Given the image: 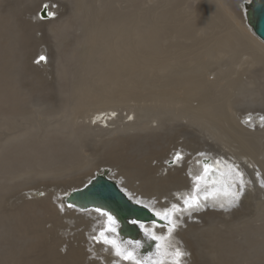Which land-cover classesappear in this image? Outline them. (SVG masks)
Here are the masks:
<instances>
[{"label": "bare ground", "instance_id": "bare-ground-1", "mask_svg": "<svg viewBox=\"0 0 264 264\" xmlns=\"http://www.w3.org/2000/svg\"><path fill=\"white\" fill-rule=\"evenodd\" d=\"M45 1L0 0V264H174L177 249L180 264H264V42L244 14L253 0H58L41 17ZM177 148L182 161L168 167ZM98 176L165 223L140 227L155 240L144 260L139 244L105 242L118 241L114 219L65 206Z\"/></svg>", "mask_w": 264, "mask_h": 264}, {"label": "water", "instance_id": "water-1", "mask_svg": "<svg viewBox=\"0 0 264 264\" xmlns=\"http://www.w3.org/2000/svg\"><path fill=\"white\" fill-rule=\"evenodd\" d=\"M249 5L247 4L244 13L247 24L250 25L253 33L264 42V0H253ZM43 15H46L45 7H42L40 11V16ZM68 196L66 198L68 205L81 209L97 208L101 209V213L110 214L117 227L118 241L115 239V244L120 247L130 243L139 244L138 256L142 259L145 258L142 255L154 246L155 240L142 235L140 227L147 224L165 225L162 220L156 218L155 213L148 206L130 200L113 182L102 176L96 177L81 189L71 191ZM191 214L192 212L189 215ZM189 215L185 214L184 217ZM140 242L146 246H141Z\"/></svg>", "mask_w": 264, "mask_h": 264}, {"label": "rangeland", "instance_id": "rangeland-1", "mask_svg": "<svg viewBox=\"0 0 264 264\" xmlns=\"http://www.w3.org/2000/svg\"><path fill=\"white\" fill-rule=\"evenodd\" d=\"M11 1H13V0H11ZM59 1H61V2H64V0H59ZM58 0L57 1H54V0H47V1H45V2H43V4H42V7H45V5H47V7L46 8H51V7H53V8H55L54 6H56V4H55V2H59ZM24 2V1H23ZM32 4V1L31 2H27V3H25L24 5H26V6H28V7H33V5H31ZM245 4V3H244ZM247 4V3H246ZM31 5V6H30ZM53 5V6H52ZM34 6H35V4H34ZM41 7V8H42ZM53 18V17H52ZM246 32H247V30H245ZM36 36V37H35ZM34 37L35 38H38L37 40H39V35L38 34H36ZM39 49H41V48H39ZM33 51H34V49H33ZM41 55H42V53H41ZM41 55L39 56V59H36L37 60V62L39 63H41ZM36 60H35V62H33L32 61V64H35L36 63ZM37 64V63H36ZM41 66H42V64H41ZM43 67H45L46 68V64H44L43 65ZM47 72L49 73V70L47 69ZM47 73V74H48ZM50 75V74H49ZM122 107H125L126 106V104H123V105H121ZM238 113V112H237ZM123 114V116H125V112H123L122 113ZM260 115H261V113H260ZM151 121V120H150ZM170 122H172V124L173 125H177V123L178 122H176V121H170ZM182 122H185L184 120L182 121ZM18 123H20L19 121H18ZM21 124H23L22 122H21ZM151 124L152 125H155V123L154 122H151ZM18 126H19V124H18ZM21 126V125H20ZM23 126V125H22ZM22 130H23V128L22 127H20ZM20 128L19 127H17V129L15 128L14 130V133L16 132V133H18V130H20ZM17 130V131H16ZM189 130H193L192 132H195L196 134H198V135H196V136H198V137H202V138H204V139H207L209 142H212L213 144H215V146L218 148V147H225V148H227V150H228V148H232V147H229V146H224L223 144L221 145L220 143H218L217 142V140L215 139V137L212 135V134H209L207 131H205V130H203L202 128H199V127H194V128H190ZM21 131V130H20ZM3 133H5V136L7 137V133L8 132H4L3 131ZM14 133H12V134H14ZM9 134V133H8ZM11 133H10V135H12ZM10 135H8V136H10ZM174 135V133H172L171 135H170V137L171 136H173ZM3 136H4V134H3ZM4 136V137H5ZM3 137L2 136H0V139H2ZM182 140V139H181ZM233 149V148H232ZM234 150H236V149H234ZM176 151V152H175ZM175 151H173V152H175L173 155H172V157L170 158V159H167L166 161H167V165H168V167H170V166H174L175 164H176V162H177V159L180 161H182V158H180L179 159V155L180 154H182V151H181V149H176ZM172 152V153H173ZM230 152V151H229ZM188 152L186 151L184 154H187ZM233 153H235L236 155L239 153L238 151H234ZM183 154V155H184ZM206 156V158L208 159V161L209 160H211V157L210 156H208L207 157V154H205ZM174 157V158H173ZM205 157H203V158H201V162H202V164H203V162L204 163H207V161H203L204 159H205ZM177 158V159H176ZM199 159V158H198ZM242 160H244V159H242ZM156 162L154 161L152 164H155ZM199 163V162H198ZM18 170L19 171H23V169H22V166L21 167H19L18 168ZM202 171H203V169H201V171L199 170L198 172H200L199 174H195V173H193L192 175L193 176H195V178H194V180H193V182L192 183H194V186H193V188H192V192H194L195 191V189L196 188H198V186H199V184L197 183V181H198V177H200V176H202L203 175V173H202ZM9 174V173H8ZM157 175H158V173H157ZM1 176V175H0ZM21 177H23V176H21ZM2 178V177H1ZM7 178V177H6ZM5 178V179H6ZM18 179H19V177H17ZM17 178H12V180H9V178L8 179H6V181H8V182H10L9 184H11V186H10V188H9V185H7L6 183H5V185L7 186V189H10L9 191H12L13 193L12 194H15V193H18L17 191H19V195L21 194H23V190H21V189H23V184L21 185V186H19V187H22L21 189L19 188V187H17L16 189L14 188V187H16V186H18V184L17 185H15L14 187H13V184H14V182H16L17 183ZM21 179V178H20ZM2 180V179H1ZM1 180H0V182H1ZM13 180H15V181H13ZM23 180V178L20 180V184H21V181ZM5 181V182H6ZM13 181V182H12ZM18 182H19V180H18ZM1 183H3V182H1ZM135 183H139V182H135ZM4 184V183H3ZM18 189V190H17ZM21 190V191H20ZM198 190V189H197ZM21 192V193H20ZM172 192V191H171ZM170 192V193H171ZM178 191H176L175 193H177ZM198 192H199V190H198ZM170 193H166V196H171L173 193H174V191L171 193V195H170ZM174 193V194H175ZM202 194H199V196H201ZM207 195H214L213 193H211V192H207V194H206V196ZM204 196V195H203ZM202 196V197H203ZM18 198L19 197H15L14 199H13V201L12 202H14L15 200L17 201L18 200ZM205 198H207V197H205ZM211 199V198H210ZM137 200V199H136ZM164 200L166 201V202H164ZM167 201H169V200H167L166 199V197H164L163 198V202L164 203H167ZM11 202V203H12ZM181 203H182V201H180ZM196 203H199V201L198 202H196ZM10 204V203H9ZM208 204V203H207ZM150 205V204H149ZM183 205H184V203H183ZM212 206H215V204H213ZM194 207V206H193ZM199 207H203V205L202 204H200V206ZM151 209H152V207H150ZM196 208V207H195ZM205 208V207H204ZM188 210H192V207L191 208H188ZM194 212V211H193ZM192 212V214L191 215H189L188 213H187V215H189V216H187V219H191L192 218V216L194 215L195 216V214ZM176 216H177V214H176ZM180 217V216H179ZM182 218L183 217H181V220H182ZM113 221V220H112ZM112 221H109V222H112ZM113 224H114V222H112ZM186 227V226H185ZM152 236H153V234H151ZM93 238H95V237H93ZM101 238V235H100V237H99V239ZM93 240V239H92ZM99 241H101V239L99 240ZM160 241V240H159ZM93 242V241H92ZM177 250H179L180 252H182L180 249H177ZM176 250H175V252L173 251V260L174 259H176ZM116 254V253H115ZM182 254H183V252H182ZM185 256L187 257V255H184V258H185ZM113 258H115V257H113ZM181 257H178V259L177 260H174L173 261V263L174 264H180L179 262H180V259ZM238 260H240V262H241V259H238ZM116 261H118V260H116ZM126 261H128V260H126ZM236 260H233V263L235 262ZM120 262V261H119ZM122 263V262H121ZM239 263V261L236 263V264H238ZM128 264H131V262H129ZM235 264V263H234ZM241 264V263H240ZM242 264H245L244 262H242Z\"/></svg>", "mask_w": 264, "mask_h": 264}, {"label": "snow or ice", "instance_id": "snow-or-ice-1", "mask_svg": "<svg viewBox=\"0 0 264 264\" xmlns=\"http://www.w3.org/2000/svg\"><path fill=\"white\" fill-rule=\"evenodd\" d=\"M46 7H47V5H45V8H46ZM41 59H44V57H41ZM262 119H264V118H262ZM205 171H207V165H205ZM198 179H199V177H198ZM242 191H243V181L241 180V189H240V191H238V192H236V193L234 194V197H235V198H234V200L231 201L230 203L235 204V203L239 200ZM195 202H196V198H190V199L185 200V204H186V206L189 207V208H191ZM173 207L175 208L176 206L174 205ZM222 207H223V206H222ZM97 211L100 212L101 209H97ZM102 214H104V215H108V219H109V221H112V220H113V217H112L110 214H108V213H102ZM163 218H164L165 220L168 219L167 215H165ZM133 223H136V221H133ZM105 242H106V243H112V244H115L114 241H110V240H108L106 237H105ZM117 254H118V255H124V254L120 251V249H119L118 247H117ZM181 255H183V254L178 250V251L176 252V256H177V257H180ZM124 258H125V259H132L133 257H132V254H131V253H128L127 255H124Z\"/></svg>", "mask_w": 264, "mask_h": 264}, {"label": "clouds", "instance_id": "clouds-1", "mask_svg": "<svg viewBox=\"0 0 264 264\" xmlns=\"http://www.w3.org/2000/svg\"><path fill=\"white\" fill-rule=\"evenodd\" d=\"M109 235H110V234H109ZM108 238H109V237H108ZM124 245H126V244H124ZM127 246H128V245H127ZM123 247H125V246L122 245V246H121V249H122ZM124 249H125V248H124ZM154 254H155V252H153L150 256H153ZM137 256H138V255H137ZM147 259H148V258H146L145 260L148 261ZM143 260H144V259H143Z\"/></svg>", "mask_w": 264, "mask_h": 264}]
</instances>
